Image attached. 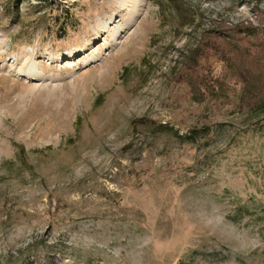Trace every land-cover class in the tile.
Segmentation results:
<instances>
[{
  "label": "rangeland",
  "instance_id": "rangeland-1",
  "mask_svg": "<svg viewBox=\"0 0 264 264\" xmlns=\"http://www.w3.org/2000/svg\"><path fill=\"white\" fill-rule=\"evenodd\" d=\"M9 3L0 264H264V0Z\"/></svg>",
  "mask_w": 264,
  "mask_h": 264
},
{
  "label": "trees",
  "instance_id": "trees-1",
  "mask_svg": "<svg viewBox=\"0 0 264 264\" xmlns=\"http://www.w3.org/2000/svg\"><path fill=\"white\" fill-rule=\"evenodd\" d=\"M32 0H10V3L8 4L7 9L10 11L12 9H15L16 11H18L19 7H18V3H31ZM37 1L39 4L41 5H37L36 7L39 8L41 6H48L49 9L53 10V8L58 6H53L56 2H58L59 0H35ZM247 30H241L239 29V32L241 33H247L249 36H257V34L253 31H248ZM199 41V40H198ZM197 41V43H198ZM196 43V45H197ZM193 52V53H192ZM188 53H195V50L190 49V51ZM218 87V86H217ZM259 97L258 99H251L250 102H247L245 104H242V109H246L247 112H249L251 115H248L249 118H253L251 121L252 123L247 124V126H251V124H255L253 128L254 131H264V90L261 91V93H259ZM255 96V95H254ZM164 127V130L166 131V126H162V128ZM209 132L208 130L205 131V127L204 128H195V129H191V132L187 135V138H189L190 141L194 142L196 141V135L197 134H202V133H206ZM178 264H187V262L185 261H179Z\"/></svg>",
  "mask_w": 264,
  "mask_h": 264
}]
</instances>
